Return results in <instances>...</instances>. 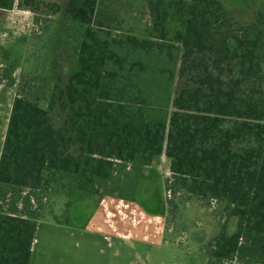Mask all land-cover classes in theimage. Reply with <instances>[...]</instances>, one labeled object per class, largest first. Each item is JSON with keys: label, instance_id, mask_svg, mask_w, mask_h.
Listing matches in <instances>:
<instances>
[{"label": "trees", "instance_id": "1", "mask_svg": "<svg viewBox=\"0 0 264 264\" xmlns=\"http://www.w3.org/2000/svg\"><path fill=\"white\" fill-rule=\"evenodd\" d=\"M251 1L0 0L45 22L1 145L0 264H30V201L117 191L142 206L137 182L162 154L166 196L147 212L168 228L197 203L216 220L210 262L264 264V0Z\"/></svg>", "mask_w": 264, "mask_h": 264}, {"label": "rangeland", "instance_id": "2", "mask_svg": "<svg viewBox=\"0 0 264 264\" xmlns=\"http://www.w3.org/2000/svg\"><path fill=\"white\" fill-rule=\"evenodd\" d=\"M245 8L248 7L237 13H246ZM35 18L32 10L21 8L17 2L12 9H0V151L16 82L37 34L45 28V22ZM139 18L138 26L149 19L148 15ZM131 167L128 165L126 170ZM143 173L150 178L141 177L137 182L136 197L141 202L151 191L146 190L148 187L153 188L155 183L170 177L165 155L155 158ZM119 195L117 191L106 196L83 192L71 196L49 193L30 201L39 217L36 264L212 263L202 247L216 232V220L210 209L190 203L165 228L168 221L172 222L167 212L146 214L138 203ZM162 196L166 193L162 192ZM100 227L104 238L111 240L112 245L101 239ZM194 233L199 234L200 239H193ZM214 264L242 263L233 258Z\"/></svg>", "mask_w": 264, "mask_h": 264}, {"label": "flooded vegetation", "instance_id": "3", "mask_svg": "<svg viewBox=\"0 0 264 264\" xmlns=\"http://www.w3.org/2000/svg\"><path fill=\"white\" fill-rule=\"evenodd\" d=\"M155 185L153 188L150 189L151 191L147 194L148 196H146L145 199L142 201L143 207L141 206V208L144 210L146 214H150L147 212L146 209L152 211L156 210L157 208H159V206L161 205V201L163 200V196L161 192L162 189L161 183L157 184L156 187Z\"/></svg>", "mask_w": 264, "mask_h": 264}, {"label": "crops", "instance_id": "4", "mask_svg": "<svg viewBox=\"0 0 264 264\" xmlns=\"http://www.w3.org/2000/svg\"><path fill=\"white\" fill-rule=\"evenodd\" d=\"M38 227L39 226L37 225V230H38ZM37 230H36V233H35L34 241L32 243L30 264H36L34 255H35V250L37 249V244H38V242L36 241L37 240L36 239ZM100 230H101V227H100ZM100 232H101V235H99V236L101 237V239L106 241L110 245H112L113 242L111 240H109L107 237L104 238V234H103L102 230Z\"/></svg>", "mask_w": 264, "mask_h": 264}]
</instances>
